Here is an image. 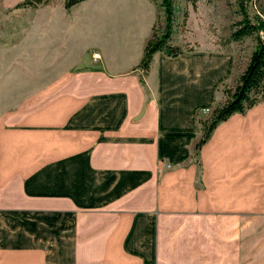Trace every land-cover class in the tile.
Masks as SVG:
<instances>
[{
    "label": "crops",
    "instance_id": "obj_1",
    "mask_svg": "<svg viewBox=\"0 0 264 264\" xmlns=\"http://www.w3.org/2000/svg\"><path fill=\"white\" fill-rule=\"evenodd\" d=\"M64 1L14 9L39 15L26 54L0 37V264H264V101L194 148L231 56L156 52L141 76L148 0Z\"/></svg>",
    "mask_w": 264,
    "mask_h": 264
},
{
    "label": "rangeland",
    "instance_id": "obj_2",
    "mask_svg": "<svg viewBox=\"0 0 264 264\" xmlns=\"http://www.w3.org/2000/svg\"><path fill=\"white\" fill-rule=\"evenodd\" d=\"M148 2L155 7L157 12L152 31L158 36L164 28L162 11L157 7L159 0H148ZM172 7L169 44L177 47L182 52L207 50L225 52L230 55L233 60L232 75L223 89L232 90L248 63L256 44L254 36L244 37L237 41L229 40L231 27L241 19L237 8V0H172ZM15 12L12 7L0 6L2 50L6 53L5 50L9 48L11 38L9 26L12 22L17 25L15 34L18 39L19 54L24 55L27 53L26 46L32 48L30 43L35 39L34 27L28 28L27 24L32 26L35 21H38L39 15L32 12ZM247 12L250 16L257 15L264 21V0H251L247 5ZM30 51L32 52V50ZM38 54H40V51ZM38 59L39 61L36 63H27L30 70L23 67V64L18 63L19 73L30 71L29 73L26 72L29 78L19 77L18 93L15 96L19 103L28 101L31 96L41 91L42 87L50 81L40 75V73L42 74L40 55ZM2 66L4 68L5 63Z\"/></svg>",
    "mask_w": 264,
    "mask_h": 264
},
{
    "label": "trees",
    "instance_id": "obj_3",
    "mask_svg": "<svg viewBox=\"0 0 264 264\" xmlns=\"http://www.w3.org/2000/svg\"><path fill=\"white\" fill-rule=\"evenodd\" d=\"M48 0H22L15 4L13 9L35 8L47 3ZM84 0H65L64 9ZM251 0H237V8L241 17L240 21L233 24L229 34V40L237 41L244 37L254 36L255 47L249 57L248 63L237 79L232 90H224V102L215 107L209 117L199 122L201 136L195 144V150L207 139L214 127L238 113L243 114L246 110L264 101V21L257 15L250 16L247 5ZM163 14L164 28L160 35L152 31L149 40L143 50L142 58L138 64L140 71L145 74L148 70L151 57L156 52H162L166 56L174 57L180 54V50L169 44L171 20L173 14L172 0H159L157 6Z\"/></svg>",
    "mask_w": 264,
    "mask_h": 264
},
{
    "label": "built area",
    "instance_id": "obj_4",
    "mask_svg": "<svg viewBox=\"0 0 264 264\" xmlns=\"http://www.w3.org/2000/svg\"><path fill=\"white\" fill-rule=\"evenodd\" d=\"M91 58H92L93 60L97 59V58H98V54L93 53V54L91 55ZM139 73L141 74V76L144 75L143 71H139ZM201 113H203V114H207V113H208V110H207V109H204V110H202ZM164 166H165V167H169L168 164H164Z\"/></svg>",
    "mask_w": 264,
    "mask_h": 264
}]
</instances>
